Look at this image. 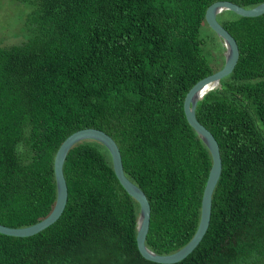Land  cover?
<instances>
[{
    "label": "trees",
    "instance_id": "obj_1",
    "mask_svg": "<svg viewBox=\"0 0 264 264\" xmlns=\"http://www.w3.org/2000/svg\"><path fill=\"white\" fill-rule=\"evenodd\" d=\"M17 1L33 13L24 41L0 45V223L28 226L50 214L60 145L95 127L116 140L126 175L149 199L147 245L160 254L186 245L200 222L212 156L184 101L224 65L205 18L218 0ZM218 20L240 57L196 114L218 140L222 173L207 233L172 264H264V14L226 11ZM64 174L61 217L32 236L0 233V264H164L139 251L140 205L105 145L77 143Z\"/></svg>",
    "mask_w": 264,
    "mask_h": 264
},
{
    "label": "water",
    "instance_id": "obj_2",
    "mask_svg": "<svg viewBox=\"0 0 264 264\" xmlns=\"http://www.w3.org/2000/svg\"><path fill=\"white\" fill-rule=\"evenodd\" d=\"M226 11H233L244 17H256L264 14V2L253 7H244L229 0H218L212 3L206 10V21L209 27L217 34L224 48V65L221 69L195 83L188 91L184 101V110L189 124L207 145L212 156V167L202 197L200 222L195 234L186 245L169 254L157 253L147 245L146 240L151 221V204L149 199L146 193L126 175L122 154L116 140L105 131L95 127L73 132L60 145L54 159L57 198L50 214L41 221L28 226L9 227L0 223V233L16 237L32 236L50 227L61 217L68 202V184L64 174V164L67 155L77 143L92 139L101 142L109 150L117 178L125 190L140 205L136 227L137 244L142 256L157 263L172 264L190 255L208 231L212 214L213 194L223 167L218 140L198 120L196 114L197 106L207 93L220 87L221 80L234 71L240 57V49L236 38L218 20V16Z\"/></svg>",
    "mask_w": 264,
    "mask_h": 264
},
{
    "label": "rangeland",
    "instance_id": "obj_3",
    "mask_svg": "<svg viewBox=\"0 0 264 264\" xmlns=\"http://www.w3.org/2000/svg\"><path fill=\"white\" fill-rule=\"evenodd\" d=\"M32 5L17 0H0V45L17 44L30 34ZM207 43V53L213 55V47ZM218 65V64H217Z\"/></svg>",
    "mask_w": 264,
    "mask_h": 264
}]
</instances>
